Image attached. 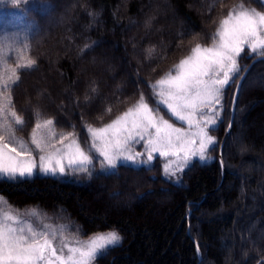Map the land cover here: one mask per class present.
Here are the masks:
<instances>
[{
    "label": "trees",
    "instance_id": "1",
    "mask_svg": "<svg viewBox=\"0 0 264 264\" xmlns=\"http://www.w3.org/2000/svg\"><path fill=\"white\" fill-rule=\"evenodd\" d=\"M40 1L46 6L27 11L34 28L20 43L34 64L18 71L12 93L26 121L18 134L27 136L36 123L52 119L57 130L75 133L88 148V125L109 124L141 94L158 108L150 85L197 44L210 46L235 6H261L260 0ZM253 77L262 83L249 84ZM237 82L225 91L211 160H195L178 184L162 176L156 158L151 167L105 172L93 162L87 172L4 180L0 194L19 208H61L86 235L117 231L121 245L97 264H264V238L255 242L264 232V61L242 83L222 148L223 173L218 150Z\"/></svg>",
    "mask_w": 264,
    "mask_h": 264
},
{
    "label": "snow or ice",
    "instance_id": "2",
    "mask_svg": "<svg viewBox=\"0 0 264 264\" xmlns=\"http://www.w3.org/2000/svg\"><path fill=\"white\" fill-rule=\"evenodd\" d=\"M11 2L16 5L18 0ZM245 57L264 61V12L240 4L220 21L210 46L197 44L176 66L175 75L168 73L150 85L153 94L160 98L158 102L177 120L186 123L187 129L176 127L160 116L158 109L150 106L141 94L136 105L106 126H87L91 149L103 158L101 169H116L118 160L135 163L140 153L133 154L132 145L137 141L144 142L148 161L156 152L161 157L181 160L176 171H183L193 157L200 161L210 159L208 153L216 143L211 133L216 130L221 115L217 106H222L226 89L241 79L240 73L245 68L240 61ZM33 64L30 59L24 67ZM18 80L15 71L10 76L0 74V181L31 178L37 170L45 175H64L65 164L70 171L87 172L94 159L88 144L82 147L75 133L69 132L60 135L58 142H70L63 144V148H55L57 134L52 119L36 123L28 140L17 136L26 124L13 101ZM240 88L242 85L237 84V89ZM197 140L198 147H193ZM53 148L54 151H49ZM35 152L40 154L36 156ZM164 172L175 176L171 162L165 165ZM5 203V198L0 196V206ZM43 228L41 231L25 224L17 214L0 207V264H95L98 257L122 243L121 235L115 230L82 242L65 240L63 233L57 236L47 224Z\"/></svg>",
    "mask_w": 264,
    "mask_h": 264
},
{
    "label": "rangeland",
    "instance_id": "3",
    "mask_svg": "<svg viewBox=\"0 0 264 264\" xmlns=\"http://www.w3.org/2000/svg\"><path fill=\"white\" fill-rule=\"evenodd\" d=\"M261 6L259 8H254L257 11L264 12V0H260ZM46 4L42 3L40 0H18L16 5H13L11 0H3V2H0V74H3L5 76H10L12 71H15L18 73L19 70L26 68L24 67L27 65V54L25 46L21 45L20 43L22 40H24L25 36L31 32V30L34 28V24L31 20L27 18V11L29 9H40L43 10L45 8ZM253 9V8H252ZM56 19V16L52 17L51 24L52 26L54 24V21ZM207 47V46H206ZM191 54V53H190ZM190 54H188L183 59L187 58ZM249 59L251 57H245L241 62V66H243V61L245 59ZM177 72V67H175V70L173 72H170L172 75H175ZM13 80L16 79L15 76L12 77ZM259 83H262V80L258 79L257 77H253L250 79L249 84L257 85ZM159 97L156 96V102L160 116L164 117L165 119L169 120L170 123H173L176 127H182L184 129H187V124L183 123L179 120H177L174 116L171 115V113L168 111L167 107L161 103H159ZM32 103V101H31ZM137 104V103H136ZM134 104V105H136ZM133 105V106H134ZM132 106V107H133ZM217 111L220 112L222 115V106H217ZM220 115V119H221ZM169 119H168V118ZM118 118V117H117ZM116 118V119H117ZM220 119L218 120L216 127L218 126ZM115 120V119H114ZM113 120V121H114ZM111 123V122H110ZM54 126V125H53ZM106 126V125H105ZM104 127V126H102ZM55 128V127H54ZM100 128V127H96ZM56 137L54 138L55 142V148H63V144H68L70 141H64L63 144L58 142V138L60 135H65L69 132H63L57 130L55 128ZM32 133V132H31ZM30 134L27 136H21L17 133V136L24 138L25 140H28L30 137ZM212 135V133H211ZM213 136V135H212ZM77 137V136H76ZM237 140V136L235 137ZM80 140V139H79ZM88 141H89V152L92 157H94L93 162L96 165H99V163L103 160L102 157H99V154L95 152L94 149H91V141L89 139L88 134ZM216 141V139H215ZM30 142V141H29ZM238 142L239 139H238ZM81 143V141H80ZM216 144V143H215ZM221 144V143H220ZM199 141L197 140L196 145H193V147H198ZM81 146L83 147V144L81 143ZM215 146V145H214ZM213 146V147H214ZM220 147V146H219ZM55 149H49V151H54ZM132 151L133 154L140 153V156L137 158L136 162L133 163L132 161H117V168L119 166H130V167H151L155 165V159L159 158L162 167V176L169 182L173 184H178L181 180L182 173L189 167L191 164L197 160L201 163H208L210 159H207L205 161H200L198 157H193L192 161L188 166H186L183 171H176L177 164L182 162L181 160H178L176 157H161L158 152L153 153V159L151 161H148L147 158V152L144 147L143 141H137L132 145ZM40 153L35 152L34 155L38 156ZM219 154V150H218ZM209 155V153H208ZM180 156H183V153L180 154ZM210 156V155H209ZM212 157V156H210ZM171 162L172 170L175 171V176H167L164 172V167L166 164H169ZM38 163V160H37ZM93 164L88 165L87 167H91ZM66 171L67 165L65 164ZM116 168V169H117ZM101 169V166H100ZM102 170V169H101ZM115 170V169H114ZM113 169H104L103 171H114ZM36 176H61L59 173H56L55 175L52 174H43L40 173L37 170ZM31 177V178H33ZM30 179V178H27ZM20 179H17L19 181ZM0 196H3L0 194ZM4 197V196H3ZM6 202L3 204L2 207L4 211H11L15 214H17L23 223L30 224L33 227H37L38 230H45L43 226L45 224L50 226L49 230H55L57 233V236H59L61 233H63V238L65 240H73V239H79L82 242H86L89 239L93 238L96 234H106L109 231L106 232H98L91 235H86L81 226L70 217L69 214H67L63 209L58 208L53 211H46L44 208L37 206V205H31V206H24V207H18L10 203L6 197H4ZM255 226H250V230H253ZM113 231V230H112ZM122 237V236H121ZM264 238V232L260 231L259 236L256 238L255 242H258L260 239ZM121 245V244H120ZM118 246L112 247L106 254L107 255L111 250L116 248ZM66 252V249H65ZM103 255V256H104ZM100 258V257H98ZM97 258V259H98ZM97 264V260L95 262Z\"/></svg>",
    "mask_w": 264,
    "mask_h": 264
},
{
    "label": "water",
    "instance_id": "4",
    "mask_svg": "<svg viewBox=\"0 0 264 264\" xmlns=\"http://www.w3.org/2000/svg\"><path fill=\"white\" fill-rule=\"evenodd\" d=\"M261 61L260 59H253L252 62L248 65V67L245 69V71L243 72V74L241 75V79L238 80L237 84H240L242 85L244 79L246 78L250 68L257 62ZM237 84H236V88H235V92H234V95L236 96V101H232V107H231V115H230V121H229V124L227 126V129L225 131V134H224V137L222 139V142L220 144V147H219V154H218V160L221 164V168L223 170V173H224V167H223V164H222V148H223V145H224V141L226 139L227 136H229L231 130H232V126H233V122H234V116H235V110H236V105H237V100H238V96H239V93H240V89H237ZM234 97V96H233Z\"/></svg>",
    "mask_w": 264,
    "mask_h": 264
}]
</instances>
